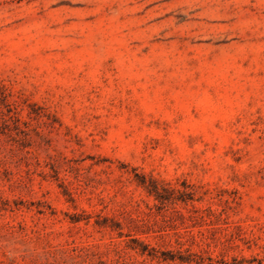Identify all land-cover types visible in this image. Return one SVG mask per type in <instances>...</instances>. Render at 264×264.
Returning a JSON list of instances; mask_svg holds the SVG:
<instances>
[{
	"label": "rangeland",
	"instance_id": "rangeland-1",
	"mask_svg": "<svg viewBox=\"0 0 264 264\" xmlns=\"http://www.w3.org/2000/svg\"><path fill=\"white\" fill-rule=\"evenodd\" d=\"M0 264H264V0H0Z\"/></svg>",
	"mask_w": 264,
	"mask_h": 264
}]
</instances>
